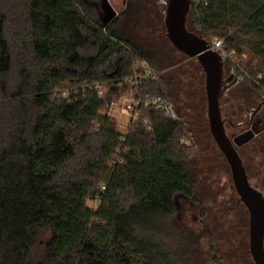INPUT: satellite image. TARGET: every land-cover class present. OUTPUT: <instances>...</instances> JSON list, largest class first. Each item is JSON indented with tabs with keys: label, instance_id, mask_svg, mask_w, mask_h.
Here are the masks:
<instances>
[{
	"label": "trees",
	"instance_id": "1",
	"mask_svg": "<svg viewBox=\"0 0 264 264\" xmlns=\"http://www.w3.org/2000/svg\"><path fill=\"white\" fill-rule=\"evenodd\" d=\"M99 1L0 0V264H181L189 236L176 217L194 196L190 150L208 139L205 153L223 154L201 116L207 104L188 107L198 130L187 145L169 81L119 87L136 62L160 68L115 19L103 25ZM187 25L246 54L262 79L242 83L264 90V0H195ZM137 91L174 112L143 109L121 133L109 108Z\"/></svg>",
	"mask_w": 264,
	"mask_h": 264
},
{
	"label": "flooded vegetation",
	"instance_id": "2",
	"mask_svg": "<svg viewBox=\"0 0 264 264\" xmlns=\"http://www.w3.org/2000/svg\"><path fill=\"white\" fill-rule=\"evenodd\" d=\"M139 1L141 3H137L138 0H129L128 9L125 12H118L116 18L120 21H127L129 20L128 16L133 15V11L139 13L143 10L147 11L148 5L156 9L154 11V17L155 14L157 17H161L159 18V34L160 36H165L164 39L168 42L165 41L166 43L164 42L160 45L163 48L162 56L167 59L166 61L170 62L172 60L168 66L173 71V74L168 78L171 88L175 84H179L178 88L186 96L191 93L190 88L193 87L195 92L197 94L199 93L200 98H203L205 89V73L203 69L199 68L195 59L180 53L167 36V29L164 22L166 0ZM187 23L188 16L186 27L189 31L195 32L188 27ZM177 54L184 57L186 59L185 62L175 64L174 57ZM152 56L157 60L153 54ZM236 88L246 89L252 96H239L234 91ZM221 106L226 131L233 143L239 135L248 132L252 133H250L251 138L244 144L236 146V149L243 162L250 184L260 190L264 195V95L245 83L235 81L223 94ZM198 156L201 159L198 162L195 163L196 158L192 159L194 161L192 165H196V167L193 166V170L202 174L205 166L198 165L197 163H201L202 161L204 163V160L207 162V159L213 162V157L205 152L199 153ZM221 157L226 165L224 166L231 174V180L229 181L230 192H225V196L228 199L217 200L215 198L211 200L210 206L204 211V215H197L195 211L196 202L194 200L196 194L194 191L193 199L187 200L189 213L193 221L199 220L201 229L203 230L202 234L205 237L206 246L208 247L205 253L207 256H210V262L213 264H255L250 247V214L237 194L227 159L224 154ZM215 189L216 187L213 184L212 191L209 190V193L213 194V191H216ZM230 201L232 202L229 204L228 202ZM178 209L180 210V205H178ZM190 241L192 242V246L194 242H198V237L193 231L190 233Z\"/></svg>",
	"mask_w": 264,
	"mask_h": 264
},
{
	"label": "rangeland",
	"instance_id": "3",
	"mask_svg": "<svg viewBox=\"0 0 264 264\" xmlns=\"http://www.w3.org/2000/svg\"><path fill=\"white\" fill-rule=\"evenodd\" d=\"M111 5L114 7V9L117 12H125L129 6V0H108ZM137 3H141L139 0ZM101 4L102 0L99 1V3L95 4V6L101 11ZM147 11H142L141 13L137 11H133V15L128 16L129 20H118V18H115L114 28L120 33L127 41H129L132 45L139 48L140 50L153 54L156 57V61L159 65L160 71H161V78L163 75V78H165L168 81V78L173 74V71L170 70L168 67L170 62L172 60L166 61L162 56V49L160 45H162L166 39H164L165 36H160L158 27L160 26V19L161 17H157L155 14L154 17V11L156 9L152 8L151 5H148ZM161 8V7H160ZM162 10V8H161ZM150 13V14H149ZM101 15V12H100ZM124 15V14H122ZM131 17V18H130ZM161 37V39H159ZM162 42V43H161ZM167 42V41H166ZM165 42V43H166ZM168 43V42H167ZM244 49L249 52L250 50L246 47ZM250 54V52H249ZM251 55V54H250ZM175 64H181V62H185V58L180 55H175L174 57ZM179 68V67H178ZM163 71V72H162ZM163 73V74H162ZM175 84V83H174ZM179 84H175L173 88H170V92L174 97V100L176 102V107L179 110V119L181 120L183 124V131L186 134L185 137L182 139V143L185 144H191L190 141V132L192 130H198V128L192 124L193 122V114L188 112V107L196 108L195 102H201L203 105L202 107L206 108V99L203 98H197L196 92L191 87L190 91L191 93L188 95H184L179 88ZM242 90V91H240ZM235 93H238L239 96H252L250 92H248L246 89H238L236 88ZM260 92L264 95V90H260ZM176 93V94H175ZM241 93V94H240ZM176 96V97H175ZM180 98V99H178ZM180 102V103H179ZM124 103L121 102L119 104H115L112 106L110 111V117H112L117 124V128L121 133H125L128 129V125L131 122V120L136 119L135 116L125 112L121 107ZM193 105V106H192ZM175 106V105H174ZM195 106V107H194ZM203 119L206 118V111L203 110L201 114ZM200 117V116H199ZM197 118V117H196ZM189 123V124H188ZM196 128V129H195ZM198 143V141L196 140ZM211 145L212 141L206 139L204 141H201L198 145L200 148H197L193 146L190 150L191 155L189 157V165L187 167V173L190 177H193L195 179V194L194 200L196 202V212L197 215L203 214L204 211L208 206H210L211 200L217 198V200H227L228 197L225 196V192H230V183L231 180V174L228 171V169L225 167V163L220 155L217 156L211 148L206 150L209 151L210 154H213V162L209 161L207 159L204 160V163H197L201 166H205L204 172L202 174H199L194 171L193 168L196 167V165H192L194 161L192 159L196 158V162H198L200 159V156H198L199 153L205 152V146ZM203 147V148H201ZM209 148V147H208ZM202 149V150H201ZM212 165V166H211ZM225 165V166H224ZM194 166V167H193ZM212 168V169H211ZM199 172V171H198ZM195 173V174H194ZM207 175V176H206ZM212 184V185H211ZM214 184V187H216V191H213L214 193L210 194L209 190L212 189ZM212 191V190H211ZM232 201L228 202L229 204ZM88 206L95 208V204L91 201H88ZM182 206V209H181ZM189 204L188 202H181L180 204V210H179V218L178 215L176 217L177 222L182 223L185 226V235H187L188 241L182 245V248L184 249V253L180 256V262L181 264H213L210 262V256H207L205 251L208 250V247L206 246L205 237L202 234L201 225L199 223V220L193 221L191 214L189 213ZM193 231V233L198 237V242H194L192 246V242L190 241V233ZM195 231V232H194ZM202 234V235H201ZM50 238V233H43L39 236V239L36 242V247L33 252V258H38V256L43 251L44 245L47 242V240ZM177 248L181 246L180 243H178ZM176 249V246H175ZM178 250V249H177ZM216 263V262H215Z\"/></svg>",
	"mask_w": 264,
	"mask_h": 264
},
{
	"label": "water",
	"instance_id": "4",
	"mask_svg": "<svg viewBox=\"0 0 264 264\" xmlns=\"http://www.w3.org/2000/svg\"><path fill=\"white\" fill-rule=\"evenodd\" d=\"M192 0H166L164 22L167 36L180 53L197 59L205 73L207 117L212 137L230 165L235 189L250 214V247L255 264H264V195L254 188L248 179L236 146L247 142L251 132L229 138L224 124L221 99L235 82L227 76L224 62L218 52L211 49L210 42L186 27ZM118 16L108 0H102L101 20L108 25ZM252 134V133H251Z\"/></svg>",
	"mask_w": 264,
	"mask_h": 264
},
{
	"label": "built area",
	"instance_id": "5",
	"mask_svg": "<svg viewBox=\"0 0 264 264\" xmlns=\"http://www.w3.org/2000/svg\"><path fill=\"white\" fill-rule=\"evenodd\" d=\"M195 0H192V2ZM211 49L218 52L224 62L225 69H227L229 76H232V79L236 82H245L250 81L258 86H261L262 74L253 75L251 74L246 67L243 65V62L247 60L246 54H239L236 50L228 49L225 42L219 39H215L210 42ZM161 79V71L152 66L149 62L143 60L136 62L133 68V74L127 78L123 83L119 84V87L122 88L124 84H129L131 87L139 88L143 83L150 81H159ZM99 96L103 97L106 89L105 85H99ZM64 96H67V91H64ZM123 102L122 109L138 117L141 110L145 109L147 111L153 112H174V104L168 99H143L140 92L137 91L131 96H126L120 99L117 103ZM113 104V105H115ZM112 105V106H113ZM112 106L109 108V115ZM130 124V123H129ZM129 126V125H128ZM127 131V130H126ZM121 140H124V137H121ZM121 149L118 151L121 153ZM122 159H118L117 162H122ZM105 186H103V190ZM99 199H96L93 203L96 205Z\"/></svg>",
	"mask_w": 264,
	"mask_h": 264
},
{
	"label": "crops",
	"instance_id": "6",
	"mask_svg": "<svg viewBox=\"0 0 264 264\" xmlns=\"http://www.w3.org/2000/svg\"><path fill=\"white\" fill-rule=\"evenodd\" d=\"M163 72V71H162ZM163 74V73H162ZM162 78H163V75H162ZM165 79V78H164ZM166 80V79H165ZM246 89H247V87H245ZM176 94V93H175ZM176 97V96H175ZM178 99H180V98H178ZM180 103V102H179ZM177 107H178V105H177ZM177 111H178V113H179V110L177 109ZM206 118H207V126H208V129H209V122H208V117H207V109H206ZM196 126V125H195ZM196 129V128H195ZM192 132V131H191ZM191 132H190V135H191ZM209 132H210V130H209Z\"/></svg>",
	"mask_w": 264,
	"mask_h": 264
}]
</instances>
